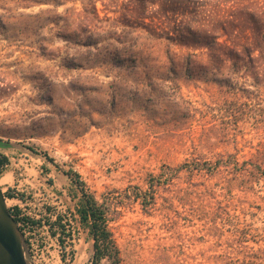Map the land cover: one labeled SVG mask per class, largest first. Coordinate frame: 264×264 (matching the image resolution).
<instances>
[{"label": "rangeland", "instance_id": "rangeland-1", "mask_svg": "<svg viewBox=\"0 0 264 264\" xmlns=\"http://www.w3.org/2000/svg\"><path fill=\"white\" fill-rule=\"evenodd\" d=\"M263 36L264 0H0V183L42 223L25 229L30 262L91 264L72 180L100 198L233 156L238 169L156 187L112 230L123 264H264ZM57 214L73 259L46 225Z\"/></svg>", "mask_w": 264, "mask_h": 264}, {"label": "trees", "instance_id": "trees-1", "mask_svg": "<svg viewBox=\"0 0 264 264\" xmlns=\"http://www.w3.org/2000/svg\"><path fill=\"white\" fill-rule=\"evenodd\" d=\"M232 26V24H229ZM264 37V36H263ZM212 47V46H208ZM250 50L248 47H243L242 51ZM228 55L239 57V53L234 50H229ZM5 145L0 142V148ZM246 163V162H245ZM9 159L1 155L0 159V176H3L7 171ZM239 162L233 156L226 159H217L216 161L208 160H192L178 167H165L157 176H152L148 181V189L143 190L138 186H130L124 191L112 190L96 197L95 194L86 190L85 185L79 180L72 182L79 188L81 197L75 207V214L78 219L73 217V221L78 222V225L87 231L88 240L92 242L93 256L91 264H103L106 261L108 264H123L120 247L116 241L112 224L115 223L122 213V208L133 203H139L144 210L150 209L156 205V187L169 185L182 172H189L192 175H210L214 174L221 167H234L238 169ZM260 173H264L260 166L252 165ZM68 177H72L71 172H67ZM6 197L14 198V194L9 190L5 193ZM11 214L18 222L20 229L25 233V229H34L42 227L41 221L22 216L19 208H9ZM51 211V209H50ZM74 216V215H73ZM51 218L47 220L46 225L49 226L50 236L58 242L59 246L66 250L67 244L71 247V258L74 257L73 243L75 241L71 224H62L63 219L59 214L56 220ZM68 226V228H66ZM26 234V233H25ZM28 245H30L27 239ZM62 261L65 264H70L67 258L62 253Z\"/></svg>", "mask_w": 264, "mask_h": 264}, {"label": "water", "instance_id": "water-1", "mask_svg": "<svg viewBox=\"0 0 264 264\" xmlns=\"http://www.w3.org/2000/svg\"><path fill=\"white\" fill-rule=\"evenodd\" d=\"M0 264H32L25 233L11 214L0 186Z\"/></svg>", "mask_w": 264, "mask_h": 264}, {"label": "built area", "instance_id": "built-area-1", "mask_svg": "<svg viewBox=\"0 0 264 264\" xmlns=\"http://www.w3.org/2000/svg\"><path fill=\"white\" fill-rule=\"evenodd\" d=\"M0 159H1V154H0Z\"/></svg>", "mask_w": 264, "mask_h": 264}, {"label": "crops", "instance_id": "crops-1", "mask_svg": "<svg viewBox=\"0 0 264 264\" xmlns=\"http://www.w3.org/2000/svg\"><path fill=\"white\" fill-rule=\"evenodd\" d=\"M0 186H1V183H0Z\"/></svg>", "mask_w": 264, "mask_h": 264}, {"label": "bare ground", "instance_id": "bare-ground-1", "mask_svg": "<svg viewBox=\"0 0 264 264\" xmlns=\"http://www.w3.org/2000/svg\"><path fill=\"white\" fill-rule=\"evenodd\" d=\"M7 204H8V202H7Z\"/></svg>", "mask_w": 264, "mask_h": 264}]
</instances>
